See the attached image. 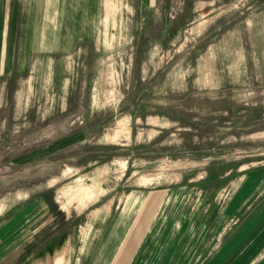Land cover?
<instances>
[{
  "label": "rangeland",
  "instance_id": "1",
  "mask_svg": "<svg viewBox=\"0 0 264 264\" xmlns=\"http://www.w3.org/2000/svg\"><path fill=\"white\" fill-rule=\"evenodd\" d=\"M0 162V224L47 194L86 261L172 193L227 240L264 199L237 203L264 173V0H0Z\"/></svg>",
  "mask_w": 264,
  "mask_h": 264
},
{
  "label": "crops",
  "instance_id": "2",
  "mask_svg": "<svg viewBox=\"0 0 264 264\" xmlns=\"http://www.w3.org/2000/svg\"><path fill=\"white\" fill-rule=\"evenodd\" d=\"M29 34L28 29L24 30L20 71L27 67L28 49L32 45ZM28 158L33 159V156ZM34 162H25L27 170ZM2 163L0 187L8 186L9 181L17 185L16 177L7 179V168L2 167ZM40 166H43L41 161ZM263 177L262 172H252L247 176L245 184L250 186L246 190L243 186L240 199L237 194V203L251 194V197H264V192L257 193ZM47 181L40 178L41 186H45L41 189L48 188ZM150 197L149 202L153 199V196ZM188 200L186 193L170 194L159 215L149 207L150 203L137 210L132 207L120 210L116 215L119 219L113 222L115 227H111L113 230L108 231L105 240L93 248L86 261L77 245L79 243L75 248L73 242L70 245L72 236L69 235L64 242V232L70 222L66 226L62 220L58 222V209L49 202L47 194L40 193L39 197L23 205L0 224V264H55L58 258L63 264H264V199L252 209L245 224L237 227L227 240L212 242L214 246L210 250L207 226L192 219L197 212L187 207ZM237 203L229 205L230 213L238 210L240 205ZM206 212L199 209L198 216L204 217ZM73 219L71 217V225ZM68 246L72 250L70 254ZM126 248L129 251L124 252ZM105 250L109 252V257L101 262L104 257L98 256Z\"/></svg>",
  "mask_w": 264,
  "mask_h": 264
}]
</instances>
